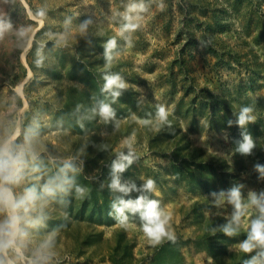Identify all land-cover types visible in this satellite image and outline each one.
Listing matches in <instances>:
<instances>
[{
	"label": "rangeland",
	"instance_id": "374dc122",
	"mask_svg": "<svg viewBox=\"0 0 264 264\" xmlns=\"http://www.w3.org/2000/svg\"><path fill=\"white\" fill-rule=\"evenodd\" d=\"M0 143L31 153L13 192L43 197L4 264H264L241 247L264 218V0H0ZM141 196L173 238L151 243L143 209L120 223L113 205Z\"/></svg>",
	"mask_w": 264,
	"mask_h": 264
},
{
	"label": "clouds",
	"instance_id": "9594fccd",
	"mask_svg": "<svg viewBox=\"0 0 264 264\" xmlns=\"http://www.w3.org/2000/svg\"><path fill=\"white\" fill-rule=\"evenodd\" d=\"M143 10V5L133 4L129 11ZM125 19L129 21L124 28L134 29L136 27L131 21L133 17L126 15ZM115 46V41L110 42V47ZM107 83L106 89L123 88L125 85L120 81L119 76L106 77ZM118 95V93H114ZM251 111L249 108L242 110L239 117V123L243 125L247 120L252 119L248 113ZM99 114L107 119L113 115L111 108L108 105H101ZM160 118L165 119L166 114L163 109L160 110ZM253 147L252 141L249 137H245V142L240 146V151L247 153ZM28 148L24 145L10 146L6 143H0V214L5 215L4 220H0V253H5L7 249L14 246L16 238L22 235L20 223L25 219L27 214L35 208L36 202L42 199V196H38L34 188L26 189L24 193L17 196L13 192L12 186L18 185L23 179L24 168L26 163V156L30 155ZM121 160H127L130 164L132 162L131 155L124 156L121 154ZM67 167V166H66ZM126 165L120 162H116L113 165V181L111 184L112 189L118 190L122 193H128L130 188L125 185H121L118 173L124 171ZM70 183V181L62 180L57 177L50 180L44 185L43 195L53 196L57 190H63V184ZM155 182L152 179H148L144 184L145 191H153ZM134 187V186H133ZM81 192V189H77ZM232 202L239 208V193L234 191L231 196ZM115 213L120 219V223L123 224L127 221L125 211L137 212L141 211L142 231L148 237L149 241L153 244L159 243L162 238H173L172 234L168 231L166 225L169 217H167L162 211L158 210V201L146 200V197L141 196L135 201L119 200L118 203L113 205ZM261 212L264 213V207L261 208ZM239 220V215L236 217ZM39 220L32 221L33 224L38 223ZM252 232L249 237V241L241 245L242 249L246 252L251 251L254 245L251 241H256L261 245H264V218L258 219L252 222ZM226 232L231 234V229L226 228ZM0 264H4L0 260ZM255 264V261L250 262Z\"/></svg>",
	"mask_w": 264,
	"mask_h": 264
}]
</instances>
